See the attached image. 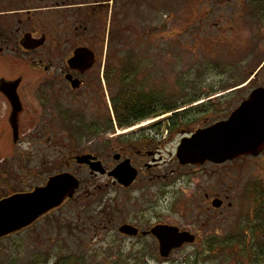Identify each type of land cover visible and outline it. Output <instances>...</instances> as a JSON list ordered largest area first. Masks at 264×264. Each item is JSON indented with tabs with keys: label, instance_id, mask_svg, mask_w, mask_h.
<instances>
[{
	"label": "rangeland",
	"instance_id": "rangeland-1",
	"mask_svg": "<svg viewBox=\"0 0 264 264\" xmlns=\"http://www.w3.org/2000/svg\"><path fill=\"white\" fill-rule=\"evenodd\" d=\"M117 4L120 7V14H115L118 35L114 33L109 43L108 55L112 56L104 64L107 74L119 81L125 68L131 79L129 85L143 88L137 96L144 94L152 99L154 108L170 104L176 110L197 96H201L199 102L206 101L208 96L203 93H212L220 98L214 102L224 105L208 118H217L220 110L229 117L249 99L253 90L264 87V0H238V3L237 0H127L123 6L121 2ZM106 49L105 46L104 54ZM130 59L141 73L133 79L134 68L127 65ZM19 67L28 83L36 78L27 60H20ZM120 84L112 80L106 84L108 88L103 87V99L98 106L102 119L97 131H88L94 128L90 127L86 105L68 102L63 109H55V119L48 116L51 135L40 146L26 143L17 152L11 144L7 156H0V199L47 182L53 174L66 170L69 157L81 151L94 150L110 164L107 156L116 144L112 137L117 130L126 131L117 120L118 116L122 119V113L114 105L113 116V107L108 104L118 98L123 87ZM222 94L225 96L221 97ZM206 117L207 114L196 125L186 124L190 123L187 117L178 134L182 129L194 133ZM145 122L149 123L141 127ZM145 122L137 124L139 127L133 133L121 135L119 144L129 146L132 134L150 136L154 138V150L159 148L161 156L168 159L181 136L172 133L170 138L158 142L154 136L161 132V121ZM156 125L159 129L150 135L149 131ZM36 126L39 129L44 122L37 120L33 127ZM186 137L189 136L183 138ZM46 147H54L55 152H50L51 159L43 163ZM34 150H38L36 155ZM68 151L71 155H67ZM261 153L257 158L239 159L223 167L201 170L196 175L190 173L191 169H183L170 176L168 182L176 183L165 190L168 199L162 198L161 207L167 211L164 219L184 224L191 221L194 225L197 222L204 233L198 245L175 252L165 264H264V215L259 222L241 218L249 209L253 212L264 204V154L260 156ZM164 162L161 170L166 168ZM72 170L82 181L83 190L61 210L1 240L0 264H158L155 257L159 254L142 255L126 246L124 240L104 231L100 216L112 214L115 194L112 181L107 177L94 178L76 166ZM148 178L142 177L134 192L136 198L140 194L151 197L134 203L138 209L145 207L143 203L155 198L164 186L162 182L156 187L148 185ZM95 186L106 190L91 195ZM208 192L212 198H228L226 205L231 203V208L206 211L203 200ZM200 208H204L201 213Z\"/></svg>",
	"mask_w": 264,
	"mask_h": 264
},
{
	"label": "flooded vegetation",
	"instance_id": "flooded-vegetation-1",
	"mask_svg": "<svg viewBox=\"0 0 264 264\" xmlns=\"http://www.w3.org/2000/svg\"><path fill=\"white\" fill-rule=\"evenodd\" d=\"M126 1L0 0V156H7L10 152L8 149L11 150V144L17 149V152L26 143L33 147L40 146L39 144H42V141H45L51 135L50 126L48 125L56 117L55 109H63L66 106L65 103L68 102H73L75 105L77 101L79 104L86 105L90 116V127L94 128H88V131L99 128L102 113L98 106H101V100L103 99V87L108 88L106 84L114 80V82H120V85L124 88L128 87L131 81L125 68L123 70L124 77L119 78V81L115 77L111 79V76L107 74L106 65H104L112 56L108 55L109 43L112 41L114 33L116 36L118 35V22L115 21V14H120V7L117 3L121 2L123 6ZM158 27L161 28L162 26ZM42 30H47V33L39 34ZM105 46L107 49L104 54ZM80 50L88 51L90 53L88 58H92L87 68L74 63ZM20 60H27L30 64L32 73L36 75L33 81L28 83L24 79L23 73L19 70ZM132 61L134 60L132 59ZM132 61L131 59L127 61V65L134 68L135 73L131 74L133 79L135 75L140 76L141 73L136 70V65ZM106 92L108 96L109 91ZM203 95L208 96L206 101L199 102L201 96H197L193 102L182 107L170 118L167 115L166 105L159 110L156 109L152 117L161 121V132L155 134V139L162 142L167 137L170 138L172 133L180 135L181 138L184 136L190 137L201 129H206L230 118L231 115L229 117L223 116L221 110L217 118H208L224 104L214 102L219 96H214L212 93H203ZM222 96H225V94H222ZM108 104L112 107L114 101H108ZM47 110L49 112H46ZM150 113V110L146 113H140L138 115L139 120L146 118L144 116ZM206 114L205 123L201 124L194 133H188L187 129H182V132L178 134L179 127L184 119L190 117L188 120L190 123L186 124L196 125ZM48 116L51 117V120H47ZM37 120L43 121L44 126L39 129L37 126L33 127L34 124H37ZM157 125L153 127L154 129L151 128L150 135L159 129ZM99 134H101V131ZM94 136L99 138L100 135ZM126 137L129 139V136ZM112 138L115 139L113 143L116 144L111 154L107 156L111 161L110 164L107 163L102 154L94 150H92L93 152L81 151L69 157V160L65 163L64 169L66 170L53 174L50 178L71 173L70 171L73 172L72 166L88 171L94 178L98 176L109 178L112 181V187L115 189L112 199L114 206L112 214H102L100 216V222L104 224V231L112 233L115 238L124 240L126 246L142 255L155 254L156 256L159 254L158 257H155L158 264H165L166 261L160 256V245L153 233L155 230L162 228L176 229L180 233H187L194 237L195 244L193 246L198 245L204 231L198 227L197 222L194 225L191 221L184 224L180 221L164 219L166 217L164 214L167 215V211L161 207L162 198L164 197V200L168 199V192L166 193L165 190L171 186L174 187L176 183H169L168 181L171 180V175L177 172L180 173V170L183 169H191L193 172L190 173L196 175L201 170L223 167L231 162L222 165L205 163L201 166H184L178 159V146L180 143L174 151L170 152L169 158L164 159L159 148L154 150L155 146H152L154 138L152 139L150 136L135 137L132 134L129 139L131 143L129 146L119 144L118 141L121 139L119 134ZM45 149L48 151L43 153V163L45 160L51 159L50 152H55L54 147H46ZM37 152L38 150H34V155ZM263 154L264 152L260 156ZM67 155H71V151H68ZM63 156L66 157V155ZM85 157L91 158L92 166H98L105 173L94 172L91 165L79 164V159ZM21 159L24 160V156ZM163 162L166 168L161 170ZM43 163H40L41 167ZM124 165L127 168L131 167L137 173L134 183L128 187L121 184L116 176L110 177V174L118 173ZM73 175L77 177L76 173ZM142 177H149L146 179L148 185L154 184L153 187H156L162 182L164 186L160 188L155 198L143 203L145 207L138 209L134 207V203L141 201V199L151 198L150 196L141 197V194L139 198L134 197V192ZM47 183L48 181L37 184L32 190L19 192V194H31L36 188L45 187ZM79 183L74 198L67 200L61 207L49 214L61 210L67 202L75 199L77 194L83 190L82 181L79 180ZM104 190L101 186H95L93 188L94 193L91 194L90 192V194L94 195ZM138 191L142 192V189ZM205 194L203 201L208 212H218L232 206L231 203H228V206L226 205L228 198L219 196L212 198L210 192ZM9 196L6 195L4 198ZM106 196L107 194L104 195L105 200ZM257 201L260 204L261 200L258 199ZM256 203L254 201V204ZM180 206L178 205L179 208ZM256 209L253 212L249 209L246 212L249 215L243 213L241 218L247 217L249 221L254 218L257 220L256 222L261 221V217L264 215V204L261 208ZM203 210L204 208H200L198 212L201 213ZM135 212H140V215H135ZM124 227L133 228L137 231V234L133 236L123 234L121 229Z\"/></svg>",
	"mask_w": 264,
	"mask_h": 264
},
{
	"label": "water",
	"instance_id": "water-1",
	"mask_svg": "<svg viewBox=\"0 0 264 264\" xmlns=\"http://www.w3.org/2000/svg\"><path fill=\"white\" fill-rule=\"evenodd\" d=\"M86 50H80L74 63L87 68L89 64ZM264 151V90L255 91L251 97L231 116L226 123H220L207 130L199 131L191 139H184L179 148L181 163L199 165L209 161L221 164L241 156H258ZM91 158H81V164L91 165L94 172L105 173L91 164ZM116 176L121 184L130 186L137 173L126 165ZM79 188V182L70 174L51 178L46 187L37 188L31 194L14 195L0 201V239L15 234L33 225L50 211L60 207L67 199H72ZM123 234L133 236L137 231L131 227L121 229ZM160 243L162 258H168L184 245H192L195 238L187 233H179L173 228L155 230Z\"/></svg>",
	"mask_w": 264,
	"mask_h": 264
},
{
	"label": "trees",
	"instance_id": "trees-1",
	"mask_svg": "<svg viewBox=\"0 0 264 264\" xmlns=\"http://www.w3.org/2000/svg\"><path fill=\"white\" fill-rule=\"evenodd\" d=\"M137 94H141V93H139V91L128 92V89H126L125 93H122L121 96L119 97L118 102H116L115 106L123 114V118L126 117L127 119H131V117L134 114L138 113L139 111H143L145 109V112H148V110H152V108H154L155 102L152 99H148V97L145 96L144 94L139 96H137ZM168 105H169L168 110L174 108V105H170V104Z\"/></svg>",
	"mask_w": 264,
	"mask_h": 264
},
{
	"label": "bare ground",
	"instance_id": "bare-ground-1",
	"mask_svg": "<svg viewBox=\"0 0 264 264\" xmlns=\"http://www.w3.org/2000/svg\"><path fill=\"white\" fill-rule=\"evenodd\" d=\"M144 125H146V124H143L142 127H143ZM127 132H128V131H127ZM124 133H126V132H123L122 134H124Z\"/></svg>",
	"mask_w": 264,
	"mask_h": 264
}]
</instances>
